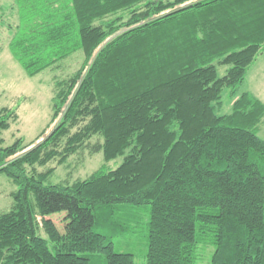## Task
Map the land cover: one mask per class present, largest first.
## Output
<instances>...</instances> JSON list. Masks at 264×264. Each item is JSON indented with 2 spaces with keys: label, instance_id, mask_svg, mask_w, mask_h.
<instances>
[{
  "label": "trees",
  "instance_id": "trees-1",
  "mask_svg": "<svg viewBox=\"0 0 264 264\" xmlns=\"http://www.w3.org/2000/svg\"><path fill=\"white\" fill-rule=\"evenodd\" d=\"M12 1L8 46L28 76L84 59L55 81L47 134L5 145L19 114L0 109V175L17 186L0 264H134L115 239L147 213L146 264H196L201 244L210 264H264V102L238 92L264 52V0ZM224 88L229 113L217 111ZM86 147L103 152L100 168L45 183L55 166L39 167ZM61 211L65 231L48 218Z\"/></svg>",
  "mask_w": 264,
  "mask_h": 264
},
{
  "label": "rangeland",
  "instance_id": "rangeland-1",
  "mask_svg": "<svg viewBox=\"0 0 264 264\" xmlns=\"http://www.w3.org/2000/svg\"><path fill=\"white\" fill-rule=\"evenodd\" d=\"M18 23L17 8L12 0H1L0 3V109L4 106L16 108L19 118L11 124V127L2 132L5 145L14 142L17 137H24L26 142H31L46 129L47 134L55 122L52 117V97L55 89V81L64 78L77 70L84 59L82 50H78L67 58L59 61L56 65L49 67L35 76H28L19 62L13 57L9 49V41L15 32ZM228 66L219 67V76L226 72ZM250 90L264 102V52L259 54L250 65L245 80L239 85L238 92ZM229 88H224L221 103L217 107L219 113H229L232 109V100L229 96ZM44 134V135H45ZM259 135L264 138V120L260 125ZM97 140L102 141L98 135L90 142L94 144ZM123 156L111 160L107 165L111 168L118 166ZM105 163L103 152L91 153L88 147L72 154L65 163L58 165L56 161L49 162L46 166L39 167L44 170L55 166L47 183H58L60 181L83 179L88 177ZM15 183L5 176L0 175V212L12 208V191L16 190ZM66 211L56 212L48 216L56 223L61 231L67 229ZM149 214L143 216L140 225L135 231L115 239V250L120 252H131L134 254V264H146L148 249V220ZM41 220V216H37ZM41 223V222H40ZM39 233L47 237L41 227ZM50 246L52 243L50 242ZM214 246L201 244L198 250L196 264H210Z\"/></svg>",
  "mask_w": 264,
  "mask_h": 264
}]
</instances>
